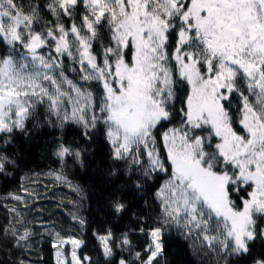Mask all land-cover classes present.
Wrapping results in <instances>:
<instances>
[{
  "label": "snow or ice",
  "instance_id": "1",
  "mask_svg": "<svg viewBox=\"0 0 264 264\" xmlns=\"http://www.w3.org/2000/svg\"><path fill=\"white\" fill-rule=\"evenodd\" d=\"M45 127L57 167L43 175L78 194L79 233L88 195L69 176L102 137L108 219L94 259L82 235L25 218L41 198L25 181L41 174L24 173L0 196L16 264H36L38 228L55 264H166L173 236L202 264H264V0H0V181L20 170L17 139ZM121 184L154 214L132 211ZM128 216L136 228L117 235Z\"/></svg>",
  "mask_w": 264,
  "mask_h": 264
},
{
  "label": "trees",
  "instance_id": "2",
  "mask_svg": "<svg viewBox=\"0 0 264 264\" xmlns=\"http://www.w3.org/2000/svg\"><path fill=\"white\" fill-rule=\"evenodd\" d=\"M27 2L28 0H25V3ZM40 2L43 3L44 0H40ZM69 75L73 76L74 74L69 73ZM233 107H235V102ZM66 136L68 140L78 138L77 131L72 127L67 130ZM54 138L53 130L45 127L35 130L27 139L22 136L17 139L15 147L19 149L22 155L20 170L12 180L0 181V196L17 190L19 188L17 178L24 173H40V176H32L30 181H25V184L41 197L34 203H30L28 209H21L26 214L25 218L29 221H46L48 223L45 227L54 228L67 235H82L86 240V246L81 249V252L97 259L99 257V245L92 235V230H102L104 221L108 219L102 211H98V209L103 208L106 192L111 186V178L105 176L107 168L113 163L109 159L108 147L103 142L102 137H97L93 144L94 150H90L88 166L83 170H74L69 176L73 183L84 187L88 195L81 213L88 219L89 224L86 231L79 233L80 226L72 221L70 215L76 211V205L73 202L79 200L78 194L65 184L57 183L43 175L50 169L57 167L50 155V145ZM130 188V185L121 184V189L126 194L125 198L129 202L131 210L137 214L144 212L146 217L153 215L155 209L146 207L141 195L130 191ZM143 199L151 201V192L143 194ZM3 203L4 201L0 200V205ZM11 203L15 204L16 202ZM8 220L7 210L0 206V264H16L21 256L20 251L13 246V241L2 233V229L7 225ZM126 228H136V221L131 216L126 217L121 222L117 235H119L120 230ZM40 231L42 229L38 228L35 237V241L38 242L34 243L32 259L36 261V264H55L54 250L49 243L44 242L46 237L42 238L39 234ZM129 235L134 249L143 252L147 242L146 237L138 230L130 231ZM166 264H202V260L189 247V242L173 236L167 240Z\"/></svg>",
  "mask_w": 264,
  "mask_h": 264
},
{
  "label": "rangeland",
  "instance_id": "3",
  "mask_svg": "<svg viewBox=\"0 0 264 264\" xmlns=\"http://www.w3.org/2000/svg\"><path fill=\"white\" fill-rule=\"evenodd\" d=\"M68 249H70V246H66V249L65 250L68 251Z\"/></svg>",
  "mask_w": 264,
  "mask_h": 264
}]
</instances>
